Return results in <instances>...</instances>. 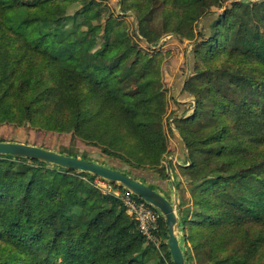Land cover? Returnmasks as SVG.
<instances>
[{
    "label": "trees",
    "instance_id": "obj_1",
    "mask_svg": "<svg viewBox=\"0 0 264 264\" xmlns=\"http://www.w3.org/2000/svg\"><path fill=\"white\" fill-rule=\"evenodd\" d=\"M121 4L139 43L114 10ZM168 34L193 45L187 100L169 124L190 163L181 171L193 206L178 204L186 262L264 264V0H0V124L72 133L163 180L156 46ZM0 165V264H174L164 216L161 247L147 243L122 201L93 186L99 176L9 154ZM114 169L171 200L158 178Z\"/></svg>",
    "mask_w": 264,
    "mask_h": 264
},
{
    "label": "rangeland",
    "instance_id": "obj_2",
    "mask_svg": "<svg viewBox=\"0 0 264 264\" xmlns=\"http://www.w3.org/2000/svg\"><path fill=\"white\" fill-rule=\"evenodd\" d=\"M116 0H104L105 3L115 5ZM236 0H227L228 3ZM116 14L121 17L123 24L129 29L130 34L133 36L134 40L138 42L139 38L137 37V23L135 19L132 17L131 12L127 9L125 4H121L117 9H114ZM208 21L201 22L199 24L200 27L206 28V24ZM127 29V31H128ZM139 43V42H138ZM144 47L145 45L141 43ZM193 47L192 43L189 40L184 42L177 41L174 39L172 34L165 35L159 41L158 46H156V50L161 51L162 56V88L165 91L167 97V112L165 115V131L168 135L169 146L168 151L164 155L161 164L159 166L160 170L164 171L163 180L158 176L160 171L157 168H152L151 170L141 171L137 169H133L130 166H127L123 162L120 161L119 158L110 157L104 151V145H95L92 143H87L79 136L74 135L72 133H61L56 131H49L46 129H42L40 127H36L34 125L28 124L26 126H16L14 124L2 123L0 124V141L7 142H21L29 145H38L40 147L50 149L53 151H58L62 149L64 152H73L76 151L79 156L85 158L86 160H91L95 163H99L105 166H109L112 168L118 169H129L134 174H138L140 178H145L149 182H155L156 178H158V183H161L162 192L166 194L165 187L168 189V194L171 198V201L177 205L178 212V204L184 203V206H193V198L191 189L192 186L187 183V178L181 171V165H189V161L187 159V148L183 146V142L177 136L174 137L173 132L169 129V124L171 126H175V118L172 116L173 113H176L180 108V103H185L187 99L182 95V86L183 80L189 74L188 67V54H190V50ZM146 52H150V49H144ZM175 87V88H174ZM174 88V93H173ZM173 94L175 96H173ZM189 101V100H188ZM179 102V103H178ZM191 109L190 113L194 109ZM15 162L12 163V166ZM2 167L0 165V172ZM150 172V173H149ZM158 172V173H157ZM86 179V177H83ZM173 183V190H170V184ZM93 186H99L102 193L108 192L111 190L112 192L120 191L118 188H112L111 182L103 179L101 177H97L92 182ZM154 184V183H153ZM176 184V186H175ZM156 185V184H155ZM156 187H159L157 185ZM161 188V187H160ZM123 190V189H121ZM70 201L66 199L61 203L60 208L65 209L67 204ZM71 205V204H70ZM127 209V208H126ZM127 213L132 216L128 210ZM135 219V218H134ZM189 226L186 227L183 232L181 228L178 231V237L182 236L186 237L188 240ZM147 240V239H146ZM164 241L163 236L160 234L159 243H154L152 240H147V243H153L159 247H161L162 242ZM189 246L191 244L189 243ZM194 264H204L202 260L199 258L194 260Z\"/></svg>",
    "mask_w": 264,
    "mask_h": 264
},
{
    "label": "water",
    "instance_id": "obj_3",
    "mask_svg": "<svg viewBox=\"0 0 264 264\" xmlns=\"http://www.w3.org/2000/svg\"><path fill=\"white\" fill-rule=\"evenodd\" d=\"M0 154L38 159L52 164H57L65 168L81 170L97 175L110 182L117 183L118 185L132 191L135 195L141 197L143 200L161 211L167 222L169 236L167 244L169 246L173 262L174 264H187L178 237L180 223L177 205L156 189L151 188L144 182L112 167L91 162L79 157L61 154L38 145L0 141Z\"/></svg>",
    "mask_w": 264,
    "mask_h": 264
},
{
    "label": "built area",
    "instance_id": "obj_4",
    "mask_svg": "<svg viewBox=\"0 0 264 264\" xmlns=\"http://www.w3.org/2000/svg\"><path fill=\"white\" fill-rule=\"evenodd\" d=\"M112 186L113 185L111 183V187ZM97 188L100 187L97 186ZM112 188H114V186ZM104 193H111L118 197L122 201L123 205L127 208L128 212L134 216L135 220H137L139 229L146 239L152 240L155 244L159 243V223L161 217L163 216L159 209L145 200H138L135 197V194L128 189H120V191L117 190L115 192L109 190L108 192Z\"/></svg>",
    "mask_w": 264,
    "mask_h": 264
}]
</instances>
